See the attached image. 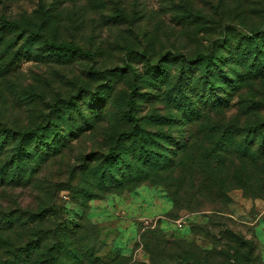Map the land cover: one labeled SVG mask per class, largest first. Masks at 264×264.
<instances>
[{
  "label": "rangeland",
  "instance_id": "1",
  "mask_svg": "<svg viewBox=\"0 0 264 264\" xmlns=\"http://www.w3.org/2000/svg\"><path fill=\"white\" fill-rule=\"evenodd\" d=\"M2 17L42 37L29 48L18 32L0 41V128L49 127L53 108L72 96L85 104L87 119L77 110L52 115L62 133L56 153L33 157L30 184L1 187L0 209L20 214V208L50 205L41 224L76 230L69 236L85 264H152L162 257L181 264L201 252H211L214 264H264V155L244 128L264 116V78L234 74L242 61L228 47L264 27V0H0ZM44 39L84 52L51 56ZM207 52L222 55L241 85L227 105L209 96L211 109L192 120L178 106L183 89L177 79L182 67L192 66L188 58ZM202 74L200 64L185 85L186 101ZM135 82L137 121L128 116ZM198 86L192 100L208 95L202 82ZM74 125L83 130L70 140ZM134 130L148 135L147 146L174 167L91 197L99 192L94 167L111 150L127 147ZM48 137L53 141V134ZM194 158L219 162L215 176L224 185L212 172L192 167ZM181 173L202 189L190 190L188 183L175 200L176 189L161 178Z\"/></svg>",
  "mask_w": 264,
  "mask_h": 264
},
{
  "label": "trees",
  "instance_id": "2",
  "mask_svg": "<svg viewBox=\"0 0 264 264\" xmlns=\"http://www.w3.org/2000/svg\"><path fill=\"white\" fill-rule=\"evenodd\" d=\"M9 32H18L17 35L25 40L23 47L28 48L42 37V34L30 28L27 24L2 17L0 20V41ZM25 36L27 37L25 38ZM242 37L238 44L235 45L231 42L228 46L229 48L232 47L231 52L238 55V61H242L240 68H231L233 73L247 79L264 78V27L253 28L250 33L244 34ZM44 44L51 56L61 55L64 52L70 54L84 52L79 46L72 43L44 39ZM167 53L168 55H175L171 51ZM187 61L192 63V66L188 69L182 67L180 70L177 84L183 91L177 102L178 106L185 107L188 111L187 114H191L192 120L202 119L204 117L203 111L211 109L209 96H217L221 104L227 105L231 97L236 93L238 94L241 84H237L232 80L229 72L225 69L226 65L223 63L224 58L222 55L214 52L200 53L194 59L188 58ZM200 64L203 66V74L195 80L190 90L194 93L192 95H195L198 92V85L202 82L203 88L206 91L208 90V95L204 96L202 92L196 100H192L193 96L191 95L189 96L191 97L189 98L190 101H186L185 85H187L189 79H192L194 69L198 68ZM156 70L155 64L150 67L151 72ZM107 87L108 85L105 86V88ZM137 88L138 84L135 82L132 90L134 95L131 93L128 100V116L133 120L136 119L133 109ZM100 97L99 94L98 98L101 99ZM104 101L100 100L101 109L104 108ZM84 105L76 101V96L68 97L64 102L53 108L52 115L60 116L63 109L66 111L77 110L79 115L86 120L87 114ZM52 115L49 119V127L40 126L26 132H15L9 128H0V157L5 156L0 158V188L30 184L34 179V171L31 169L30 162L33 157L36 158L43 151H46L47 154L51 151L56 153L62 133L56 121L57 118L53 119ZM137 119L139 118L137 117ZM244 128L248 129V136L252 139L251 145L255 146L260 155H264V116L258 117L254 122L247 123ZM139 129L141 128L139 127ZM76 130L78 132L82 131L83 126L80 125L76 128L74 125L71 128L70 140L76 137ZM49 133L53 134V141L48 137ZM129 141V148L127 145V147L123 146L121 149L111 150L105 154L104 160L94 167L95 188L99 192L91 194L94 195L91 197H98L100 193L122 189L127 185H137L139 182L149 179L153 174L161 175V171H167L174 167V163H170L162 156L160 157L158 151L147 146L149 142L148 135L146 136L140 131L134 130ZM33 147L36 148L35 153H33ZM243 151L245 150L243 149ZM206 155L211 158L208 153ZM205 162L196 161V158H194L192 167L199 166L208 172H212L213 179L215 178L219 185H224V178L219 179L215 176L216 173L221 172L218 166L219 162L216 163L211 160ZM161 181L170 189H176L172 192L175 200L180 199L177 193H181L179 191L185 189L188 183L190 184V190L202 189V183L197 185V181L193 178H186L182 173L180 175L164 174ZM48 207L50 205L40 206L37 210L20 208V214L9 208L0 209V264H85L86 258H84L81 249L76 247V241H73L69 236L73 233L76 234V230L63 225L50 228L46 227V224H41L49 214L47 213L49 211ZM204 253L201 252L198 256L192 253L188 259H185L186 262L181 264H214V260H211L212 253ZM237 253L242 255L243 252L237 249ZM152 264L174 263L162 257V259L153 261Z\"/></svg>",
  "mask_w": 264,
  "mask_h": 264
}]
</instances>
